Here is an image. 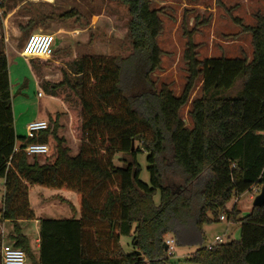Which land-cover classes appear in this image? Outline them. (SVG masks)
Returning a JSON list of instances; mask_svg holds the SVG:
<instances>
[{
  "label": "trees",
  "instance_id": "16d2710c",
  "mask_svg": "<svg viewBox=\"0 0 264 264\" xmlns=\"http://www.w3.org/2000/svg\"><path fill=\"white\" fill-rule=\"evenodd\" d=\"M117 1L129 15L130 52L124 57L84 55L69 65L73 78L64 72L51 88L45 85L47 93L68 92L70 131L79 141L75 154L58 134V112L50 113L47 127L32 137L16 136L0 32V222L13 223L12 247L23 250L31 264H162L170 233L178 244L200 243L187 258L192 264H264V204L243 217L226 206L253 186L264 191V12L243 27L251 35L250 59H199L192 31L184 29L186 77L175 95L153 78L162 54L160 11L151 7L152 0ZM75 14L69 9L58 16ZM51 18L29 17L18 28L28 37L33 24ZM28 61L46 66L49 59ZM199 77L201 94L191 99ZM185 106L190 126L181 116ZM36 143L46 144L48 152L30 158L23 148ZM143 153L149 183L139 178L137 156ZM164 153L166 166L181 182L178 187L162 182L159 157ZM203 175L202 189L192 196L191 186ZM30 185L72 191L77 203V208L69 203V218L38 220L36 255L18 224L35 218ZM222 215L240 224L239 238L210 248L201 245L202 225ZM121 236L130 238L131 251L123 249Z\"/></svg>",
  "mask_w": 264,
  "mask_h": 264
},
{
  "label": "rangeland",
  "instance_id": "374dc122",
  "mask_svg": "<svg viewBox=\"0 0 264 264\" xmlns=\"http://www.w3.org/2000/svg\"><path fill=\"white\" fill-rule=\"evenodd\" d=\"M3 4V7H0V32L10 56L8 64L11 106L14 122L18 124L15 128L18 137L24 135L21 127L24 120H35L47 115L48 112L62 111L67 90L58 88L53 93L55 98L51 93L46 92L45 85L51 88V85L62 79V74L68 71L66 67L72 62L73 55L76 60L83 55L124 57L130 52L131 46L127 36L129 15L126 7L117 0H54L52 3L3 0ZM151 7L160 11L159 17L162 21V30L157 37L162 54L159 69L155 71L153 78L158 85L161 82L169 85L174 94L178 95L186 77L183 52L187 38L183 30L192 31V40L199 59L219 56L250 59L251 35L243 31V27L253 25L254 15L264 12V0H152ZM69 9L76 14L68 19L58 16ZM39 14H51L52 18L44 23L33 24L29 34L38 31L53 33L56 43L46 66L37 61L29 68V61L18 54L27 37H23L18 23L26 21L29 17L36 18ZM35 78L38 85L35 84ZM200 83L201 77L196 82L191 99L200 96ZM38 91L43 92V95L38 96ZM187 109L188 106L181 109V116L190 126ZM60 115L64 116L60 133L65 138L70 153L74 154L77 152L79 141L70 131L69 113L60 112ZM19 143L20 140L17 138L16 145L18 146ZM146 156V153L139 154L137 161L142 167L140 180L149 183ZM166 156L167 154L164 153L159 157L162 182L178 187L181 182L166 166ZM206 179V175L201 176L191 186L189 194L197 195ZM1 183L0 178V186ZM39 191L44 199L39 195ZM259 192V188L255 186L239 197L232 198L226 206L228 209L234 206L239 211L238 217H243L253 207L252 202ZM52 193L65 196L69 201H75L73 198L75 193L72 191L35 185L30 191V198L37 217L59 218L65 215V211L67 215L69 214L70 202L57 199L58 196L48 198ZM158 198L159 195L156 194L154 200L158 201ZM202 229L204 239L201 245L203 246L211 244L216 235L220 236L223 242L237 240L240 235V224L228 221L226 216L223 220L204 223ZM169 238L174 242L173 251L170 253L166 251L167 259L162 264H192L187 258L200 243L178 244L173 235L167 233L164 240ZM120 243L126 252L131 251L129 237L121 236ZM28 263L29 261L25 262Z\"/></svg>",
  "mask_w": 264,
  "mask_h": 264
},
{
  "label": "built area",
  "instance_id": "2783aa9c",
  "mask_svg": "<svg viewBox=\"0 0 264 264\" xmlns=\"http://www.w3.org/2000/svg\"><path fill=\"white\" fill-rule=\"evenodd\" d=\"M31 2H42V3H52L54 0H29ZM56 43V38L53 33L49 32H32L25 39L23 45L18 51L19 56L29 60L33 58L39 59H49L51 58L54 47ZM38 96H41L42 93L39 91ZM48 123L46 120H37L31 121L26 125V136L32 137L34 133L39 130L45 129ZM23 151L29 157L33 155H44L48 152V146L46 144H29L23 148ZM255 187V186H253ZM252 187V188H253ZM251 188V189H252ZM220 220L225 219V216L222 215L219 217ZM167 248V252L173 251V239L169 238L164 240ZM223 240L220 236H215L211 244H208L206 247L210 248L217 243H222ZM26 261L25 252L19 248H14L9 245L0 246V264H24Z\"/></svg>",
  "mask_w": 264,
  "mask_h": 264
},
{
  "label": "crops",
  "instance_id": "0c3cea01",
  "mask_svg": "<svg viewBox=\"0 0 264 264\" xmlns=\"http://www.w3.org/2000/svg\"><path fill=\"white\" fill-rule=\"evenodd\" d=\"M94 17H96V16H94ZM5 54H6V57H7V61H8V57H10L9 55H8V52L6 51V49H5ZM12 54V53H11ZM11 56H13V55H11ZM84 56V55H83ZM21 57V56H20ZM74 58H75V55H73L72 57H71V59H72V62H73V60H74ZM72 62H70V63H72ZM70 63L68 64V66L66 67V69L68 70V71H66V73L68 74L67 76H68V78L69 79H71V78H73L75 75H74V73H72V71L69 69V65H70ZM29 65V64H28ZM29 68H30V65H29ZM31 69H33L32 67H31ZM8 72H9V64H8ZM10 74V73H9ZM36 77V76H35ZM57 77V76H56ZM63 78V77H62ZM37 78H35V84L36 85H38V82H37V80H36ZM46 80H49V79H46ZM62 80V79H61ZM61 80H59V81H61ZM59 81H57V82H59ZM56 82V83H57ZM52 86V85H51ZM39 92V91H38ZM37 92V93H38ZM41 92V91H40ZM55 92V91H54ZM42 93V95H43V92H41ZM53 95V94H52ZM54 96V95H53ZM55 97V96H54ZM56 98V97H55ZM60 112H68L67 111V107H66V105H65V103L63 102V105H62V111H60ZM60 112H58V113H60ZM50 113H53V112H48L47 113V115H45V116H43V117H40V118H38V119H35V120H24L23 121V124H22V128H23V131H24V135L26 136V125L29 123V122H31V121H37V120H46L47 121V117H48V115L50 114ZM63 120H64V116H61L60 115V119H59V124H60V127H59V130H58V134L60 135V136H62V134L60 133V131H61V129H62V122H63ZM17 122L15 123L14 122V128H16L17 127ZM67 129H68V131H69V128H68V124H67ZM16 134V133H15ZM21 136H23V135H21ZM65 139V138H64ZM20 144V143H19ZM19 146V145H18ZM17 145H16V147H18ZM75 154V153H74ZM119 157V155H117V158ZM31 158V157H30ZM35 185H30L29 187H28V200H29V205H30V208L32 209V211H33V213H34V219L33 220H19L18 221V224H19V227H20V230H21V232H22V234L24 235V236H26L27 237V239H28V243H29V245H30V247H31V250H32V252H33V254L34 255H36L37 254V250H38V247H39V233H38V220L40 219V218H42V217H37V215L35 214V210H34V208L31 206V198H30V191H31V189L34 187ZM0 195H1V197H0V206H1V200H2V195H3V179H2V183H1V186H0ZM39 193V195L43 198V195L40 193V191L38 192ZM54 196H58L59 198H61V199H64V200H66V201H69V199L67 198V197H65V196H62V195H60V194H56V193H52V194H50V195H48V198H50V197H54ZM59 198H57V199H59ZM74 199H75V201H73V200H71V201H69L70 202V204L73 206V207H75V208H77V203H76V198H75V196L73 197ZM44 199V198H43ZM38 200V199H37ZM65 213V215L64 216H61V217H59V218H52V219H62V218H69L70 217V215H71V213H70V210H69V214L67 215L66 214V211L64 212ZM13 223H11L10 221H8V220H2L1 222H0V246L1 245H9V246H12V244H13V242H12V239L10 238V235H12V233H13ZM28 260H27V257H26V261L25 262H27ZM25 264V263H24ZM28 264H31L30 262L28 263Z\"/></svg>",
  "mask_w": 264,
  "mask_h": 264
},
{
  "label": "water",
  "instance_id": "95a60500",
  "mask_svg": "<svg viewBox=\"0 0 264 264\" xmlns=\"http://www.w3.org/2000/svg\"><path fill=\"white\" fill-rule=\"evenodd\" d=\"M133 147H134V143L132 142L131 143V149H133ZM263 204H264V191L261 190L259 192V194L254 198L252 205L258 207V206H261ZM163 245H164V250H166L167 246H166L165 242Z\"/></svg>",
  "mask_w": 264,
  "mask_h": 264
}]
</instances>
